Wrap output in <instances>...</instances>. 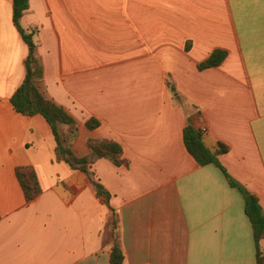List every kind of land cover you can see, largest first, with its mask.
Masks as SVG:
<instances>
[{
    "label": "crops",
    "instance_id": "1",
    "mask_svg": "<svg viewBox=\"0 0 264 264\" xmlns=\"http://www.w3.org/2000/svg\"><path fill=\"white\" fill-rule=\"evenodd\" d=\"M21 22L36 35L43 92L78 122L75 155L108 140L125 162L92 166L108 205L84 172L57 162L46 119L16 111L29 47L13 0H0V264H110L113 213L125 264H257L243 195L189 153L184 129L195 118L264 214V0H30ZM216 50L224 62L200 70ZM20 167L37 171L34 201Z\"/></svg>",
    "mask_w": 264,
    "mask_h": 264
},
{
    "label": "trees",
    "instance_id": "2",
    "mask_svg": "<svg viewBox=\"0 0 264 264\" xmlns=\"http://www.w3.org/2000/svg\"><path fill=\"white\" fill-rule=\"evenodd\" d=\"M30 8V0H13V23L25 43L29 47V56L26 59V77L22 85L12 97V104L16 111L24 116H43L52 128L56 141V160L68 164L73 170H79L86 174L87 179L96 190L97 196L103 198L109 205L110 194L97 180L92 166L96 160L107 158L115 165L120 166L123 159V149L120 144L108 141L90 139L88 148L90 155L79 158L75 155L72 146L79 135V125L65 108L48 98L42 90L44 70L37 55L38 43L35 41V32H29L22 26V19ZM227 57L223 50H216L205 62L199 65L200 70L219 67ZM169 87L176 94L174 85L169 81ZM176 98H178L176 96ZM100 123L92 119L87 127L94 130ZM205 130L198 127L195 118H191L184 129V141L189 153L201 166L214 164L225 174L229 184L237 188L245 199V211L252 224L256 249L257 264H264V256L260 249V241L264 239V214L259 199L248 192L244 187L233 180L218 161V154L210 151L203 142ZM226 146H221L219 153L227 152ZM17 177L25 192L28 201H34L42 193L43 188L39 181L37 171L33 167H20L16 170ZM103 246L111 253L110 264H125V253L119 241V223L115 213L106 222L103 234Z\"/></svg>",
    "mask_w": 264,
    "mask_h": 264
},
{
    "label": "rangeland",
    "instance_id": "3",
    "mask_svg": "<svg viewBox=\"0 0 264 264\" xmlns=\"http://www.w3.org/2000/svg\"><path fill=\"white\" fill-rule=\"evenodd\" d=\"M120 2H121V3H126V2H127V0H120Z\"/></svg>",
    "mask_w": 264,
    "mask_h": 264
}]
</instances>
